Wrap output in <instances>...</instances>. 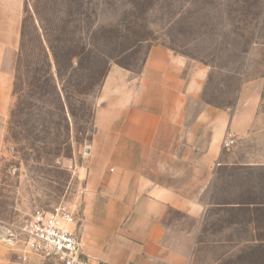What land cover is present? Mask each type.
<instances>
[{
    "label": "rangeland",
    "instance_id": "374dc122",
    "mask_svg": "<svg viewBox=\"0 0 264 264\" xmlns=\"http://www.w3.org/2000/svg\"><path fill=\"white\" fill-rule=\"evenodd\" d=\"M40 21L60 55L58 69L51 58L55 83L50 65L38 59ZM154 45L207 70L200 96L207 105L234 108L242 87L257 82L264 132V0H0V89L8 86L10 93L9 116L0 123V232L23 238L39 208L67 205L77 216L108 70L139 73ZM68 54L73 65L64 58ZM208 216L199 238L195 220L167 214L175 232L188 229L194 236L189 264H264L244 260L262 247L213 243L231 231L213 212ZM0 245L18 264L22 242L0 238Z\"/></svg>",
    "mask_w": 264,
    "mask_h": 264
},
{
    "label": "crops",
    "instance_id": "0c3cea01",
    "mask_svg": "<svg viewBox=\"0 0 264 264\" xmlns=\"http://www.w3.org/2000/svg\"><path fill=\"white\" fill-rule=\"evenodd\" d=\"M207 73L164 45L148 50L139 73L108 70L76 216L83 251L96 264H189L194 236L169 227V211L195 220L199 238L208 215L223 214L217 218L230 237L213 243L264 249L257 82L242 87L234 108H218L200 100ZM9 106V88L2 86L0 123ZM229 133L235 143L226 147ZM244 260L264 262V251ZM0 264L17 263L0 248Z\"/></svg>",
    "mask_w": 264,
    "mask_h": 264
},
{
    "label": "built area",
    "instance_id": "2783aa9c",
    "mask_svg": "<svg viewBox=\"0 0 264 264\" xmlns=\"http://www.w3.org/2000/svg\"><path fill=\"white\" fill-rule=\"evenodd\" d=\"M235 143L229 133L224 145ZM78 219L67 205L53 210L36 209L23 229L24 237L10 230L0 232L7 244L22 242L18 264H96L83 251Z\"/></svg>",
    "mask_w": 264,
    "mask_h": 264
},
{
    "label": "trees",
    "instance_id": "16d2710c",
    "mask_svg": "<svg viewBox=\"0 0 264 264\" xmlns=\"http://www.w3.org/2000/svg\"><path fill=\"white\" fill-rule=\"evenodd\" d=\"M40 23H41V25L43 24L42 21H40ZM42 29H43V32L41 33L39 28H37L38 32L36 33V43H37L38 49H39L38 59L40 61H42L44 64L50 65L51 80L54 81V83H55V76H54L53 73L51 74V71H52L51 69H52V66H53L51 58L53 56V58L55 60V63H56V67L58 69V67L60 65L59 64V62H60L59 56L60 55L58 54V52H57V50H56V48L54 46V42L52 40L51 34L48 33V30L46 29V27L44 25H42ZM23 36H24V34H23ZM21 45H22V43H21ZM23 55L24 54H22V56ZM22 56L20 58V61L23 58ZM64 58L65 59L68 58V60L70 59V65H73V63H74L73 60H74L75 57H73L71 59V58H69V54H68V55L64 56ZM19 64H22V62H19ZM36 79L38 81L39 75H37ZM58 95H59V98H60V103H61V108H62V109L61 108L60 109L63 112H66L67 107H66V104H65L64 99H63V93L59 89H58ZM65 116H67V113H66Z\"/></svg>",
    "mask_w": 264,
    "mask_h": 264
}]
</instances>
